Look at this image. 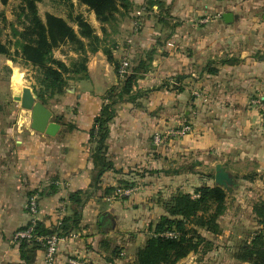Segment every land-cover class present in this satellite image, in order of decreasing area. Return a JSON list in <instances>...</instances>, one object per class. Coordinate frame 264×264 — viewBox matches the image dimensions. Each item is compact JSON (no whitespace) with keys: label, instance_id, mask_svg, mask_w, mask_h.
I'll return each mask as SVG.
<instances>
[{"label":"crops","instance_id":"0c3cea01","mask_svg":"<svg viewBox=\"0 0 264 264\" xmlns=\"http://www.w3.org/2000/svg\"><path fill=\"white\" fill-rule=\"evenodd\" d=\"M127 1L132 10L121 6L115 25L127 38L116 35L112 54L128 57L131 67L143 62L145 69L133 92L115 105L106 142L113 167L98 182L90 131L107 90L119 84L105 45L89 53L84 78L73 72L64 94L43 102L60 124L55 136L32 129L31 114L15 100L29 86V65L8 59L0 67V264H46L42 247L26 263L13 238L30 223L34 192L46 228L56 226L60 213L70 218L81 210L54 264H70V258L135 264L150 225L167 213L165 203L179 192L195 195L211 167L222 163L239 174H232L235 180L264 179V107L250 102L264 100V15L228 11L234 14L228 23L213 0ZM205 16L208 23L201 22ZM89 22L95 26V15ZM184 123L191 126L187 135H169ZM156 132L162 143L153 141ZM75 192L80 203L71 199Z\"/></svg>","mask_w":264,"mask_h":264},{"label":"trees","instance_id":"16d2710c","mask_svg":"<svg viewBox=\"0 0 264 264\" xmlns=\"http://www.w3.org/2000/svg\"><path fill=\"white\" fill-rule=\"evenodd\" d=\"M24 1L27 8L28 25H26L24 31L19 32L23 39L16 41L17 49L14 52L25 63L39 68L41 71L40 85L43 87L44 93L47 92V95L53 98L56 95L64 94L66 91L69 79L65 74L71 70L65 62L53 56V49L68 39L75 38L76 33L64 18L57 15L47 14L44 21L38 14L37 0ZM79 1L93 9L102 21L108 17L114 19L116 14L120 12L121 6L128 8L130 5L127 0ZM117 1H121V5ZM158 2L161 3V1ZM145 8L147 6H144ZM76 21L80 26L79 33L82 37L90 38L92 41L98 39L92 25L81 15L76 17ZM105 52L112 62L114 59L112 52L107 50ZM0 54H12L10 46L3 42L1 36ZM13 60L15 59L13 58ZM119 66L120 62L115 64L118 73ZM130 69L123 82H121V87L117 88L114 85L107 90L106 102L96 115L94 126L90 131V142L93 144L92 158L97 170L95 182L99 181L106 170L113 167L112 161L106 157V142L109 136V122L116 113L115 105L133 92L137 80L145 68L143 62H140L137 66L130 67ZM72 72L80 73L78 78H84L86 76V65L80 64ZM42 102L46 103L44 100ZM79 194V192H75L71 195V199L75 203L81 202ZM226 198L227 192L216 185L199 186L195 189V195L183 192L173 195L165 203L167 213L150 225L151 235L146 243L137 249L135 264H177L181 259L187 257L197 249L203 239L202 235L196 230L190 234L187 227L188 223L196 222V225L204 226L209 231L219 233L221 227L218 219L226 210ZM253 213L259 224L264 226V200L254 205ZM81 218V210L75 208L72 217L62 218L61 224H56L53 228H46L38 220L34 228L35 233L37 235L57 233L60 236H65L79 224ZM172 231L177 233L175 237L167 235L168 232ZM19 243L26 263L30 261L32 251L42 247L35 239L31 242L22 240ZM118 250L120 249L116 246L114 252ZM238 258L252 264H264V229L253 236L248 247L242 248Z\"/></svg>","mask_w":264,"mask_h":264},{"label":"rangeland","instance_id":"374dc122","mask_svg":"<svg viewBox=\"0 0 264 264\" xmlns=\"http://www.w3.org/2000/svg\"><path fill=\"white\" fill-rule=\"evenodd\" d=\"M213 1L217 3L220 12H239L244 10L258 12L260 16L264 15V4L253 2L255 0L248 1L247 3H240L238 0ZM117 3L121 5V1H117ZM37 6L38 14L44 21L46 20L47 14L57 15L64 18L74 28L75 33L77 31V33H79L80 31V26L76 21L78 15H81L88 22L90 15H95L97 20L95 26L89 23L94 28L96 35H98L97 31L101 32L102 38L98 36L97 40L92 41L90 38H81L76 34L75 38L68 39L66 42L53 49V56L65 62L66 65L70 67V72L65 74L69 80L76 76L72 72L74 68L79 67L80 64L85 65L89 53L94 52L100 44H104V49L112 52V48L115 45L114 41L117 43V40H115L116 35L118 41L121 39L123 42L127 38L126 33L123 35L120 33V35L116 34L115 25L117 23V16H115L114 19L108 17L106 20L102 21L93 9L82 4L79 0H37ZM25 8L26 2L24 0H0V36L3 42H6L10 46L12 51L10 55L0 54V67H2L4 62L8 59L29 65L28 79L25 82L29 86H32L38 100H44L47 103L52 98L47 95V92L44 93V89L40 85L39 77H41V71L38 67L25 63L21 57L14 52L15 49H17L16 41L18 39H23L19 32L24 31L26 25H28V18L26 16L27 8L26 10ZM122 8L124 7L122 6ZM124 9L130 11L132 10V5ZM13 58L15 60H13ZM119 61L120 58L118 57L113 59L112 63L114 67ZM115 71L117 72L116 67ZM117 74L119 76V84L115 86L119 88L122 86L121 82H123L126 76L122 77L118 72ZM3 75L6 80L7 76L10 74L8 71L4 70ZM77 77L79 76L77 75ZM172 86L174 88L180 87L176 84H172ZM257 99L264 103V100ZM252 100L250 101L251 104H253ZM25 112L27 116L31 114L30 110L26 109ZM215 174V168L211 167L210 171L207 172V178L204 181L205 185H216ZM232 174L234 176L239 175L238 173ZM224 190L227 192V206L224 214L218 219L221 231L219 233H214L207 230L204 226L196 225V222H189L187 227L190 230V234L196 230L202 235L203 239L196 250L192 251L187 257L181 259L177 264H252L251 262L239 259L238 256L242 252L243 247H248V245H250L253 236L264 229V226L259 224L258 219L253 213L254 205L264 200V179H236V184L230 185L228 189ZM147 234L149 238L151 230H148ZM120 251L121 249L116 251V253Z\"/></svg>","mask_w":264,"mask_h":264},{"label":"built area","instance_id":"2783aa9c","mask_svg":"<svg viewBox=\"0 0 264 264\" xmlns=\"http://www.w3.org/2000/svg\"><path fill=\"white\" fill-rule=\"evenodd\" d=\"M144 12V9L138 10L135 14L136 19L134 20V28L138 29L139 23L141 16ZM210 18L208 16H205L201 19L202 23H208ZM131 67V61L128 57H124L120 61V66H119V74L122 77H125ZM253 104L259 105L261 107H264V103L261 102L258 99H253L252 100ZM191 131V126L190 124L184 123L180 127H174L170 128L168 130V133L170 136L173 137H179V136H184L187 135ZM163 135L160 132H156L153 135V141L156 144L162 143L163 142ZM28 210L31 214V220L28 225H26L23 228H20L15 231L14 233V241L19 243L22 240H25L27 242H31L33 239H35L38 243L42 245V248L45 250V261L46 264H54L57 258V253L59 250V244L60 241L63 239L64 236H60L57 233L53 234H47V235H37L35 233V225L38 221V213H39V202H38V193H33L30 195L29 200H28ZM61 211H64V208L61 209ZM60 213V211H59ZM62 213H60L59 219L57 221V224H61L62 221ZM168 236L175 237L177 235L176 232H168ZM70 264H84V261L80 260L79 258H70L69 259Z\"/></svg>","mask_w":264,"mask_h":264},{"label":"water","instance_id":"95a60500","mask_svg":"<svg viewBox=\"0 0 264 264\" xmlns=\"http://www.w3.org/2000/svg\"><path fill=\"white\" fill-rule=\"evenodd\" d=\"M226 22L234 20L232 12L223 15ZM15 100L19 101L24 109L31 111V128L55 136L60 129V124L52 120V111L34 95L30 86L23 87L22 91L15 93ZM215 183L223 189L236 184L234 176L225 169L222 163L216 165Z\"/></svg>","mask_w":264,"mask_h":264}]
</instances>
